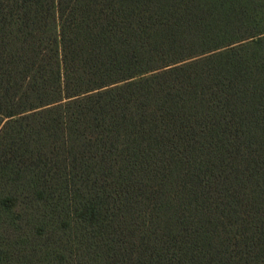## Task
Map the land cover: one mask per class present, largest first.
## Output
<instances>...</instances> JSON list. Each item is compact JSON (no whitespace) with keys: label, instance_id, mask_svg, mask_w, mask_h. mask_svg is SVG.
Returning a JSON list of instances; mask_svg holds the SVG:
<instances>
[{"label":"trees","instance_id":"1","mask_svg":"<svg viewBox=\"0 0 264 264\" xmlns=\"http://www.w3.org/2000/svg\"><path fill=\"white\" fill-rule=\"evenodd\" d=\"M0 264H264V3L0 0Z\"/></svg>","mask_w":264,"mask_h":264},{"label":"rangeland","instance_id":"2","mask_svg":"<svg viewBox=\"0 0 264 264\" xmlns=\"http://www.w3.org/2000/svg\"><path fill=\"white\" fill-rule=\"evenodd\" d=\"M254 2H263L264 3V0H253Z\"/></svg>","mask_w":264,"mask_h":264}]
</instances>
